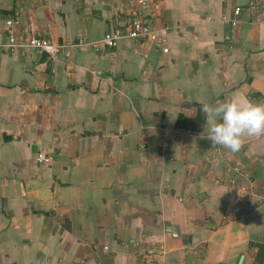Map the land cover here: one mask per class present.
Listing matches in <instances>:
<instances>
[{"label": "crops", "instance_id": "obj_1", "mask_svg": "<svg viewBox=\"0 0 264 264\" xmlns=\"http://www.w3.org/2000/svg\"><path fill=\"white\" fill-rule=\"evenodd\" d=\"M134 15L168 27L166 54L0 51V264H264V136L214 149L200 111L264 104V0H0V41Z\"/></svg>", "mask_w": 264, "mask_h": 264}, {"label": "built area", "instance_id": "obj_2", "mask_svg": "<svg viewBox=\"0 0 264 264\" xmlns=\"http://www.w3.org/2000/svg\"><path fill=\"white\" fill-rule=\"evenodd\" d=\"M239 9V7H235L231 15L222 16L223 21H226L231 27L236 26ZM167 29V26H156L134 15L129 17L124 23L105 31L98 40L89 42L78 39L76 42L69 44L64 42L52 43L37 34H29L25 37L21 31L16 35L10 32L6 34L4 42L0 41V51L13 52L20 47H31L40 53L46 54L49 58H54V56L61 53L62 48L65 46L114 49L118 46L121 39H129L135 43L149 42L154 48H159L161 53L166 54L168 52L165 39ZM224 37L229 38L227 35ZM35 161L37 165L48 166L50 164V156L44 150H37ZM244 179L246 178L244 177Z\"/></svg>", "mask_w": 264, "mask_h": 264}, {"label": "clouds", "instance_id": "obj_3", "mask_svg": "<svg viewBox=\"0 0 264 264\" xmlns=\"http://www.w3.org/2000/svg\"><path fill=\"white\" fill-rule=\"evenodd\" d=\"M209 125L208 134L202 138L211 141L212 148L238 152L245 138L264 136V104L245 101L205 103L201 106ZM219 118V119H218Z\"/></svg>", "mask_w": 264, "mask_h": 264}, {"label": "water", "instance_id": "obj_4", "mask_svg": "<svg viewBox=\"0 0 264 264\" xmlns=\"http://www.w3.org/2000/svg\"><path fill=\"white\" fill-rule=\"evenodd\" d=\"M164 228H165V230L170 231L174 235L177 233V229L174 226H170L167 223L164 224Z\"/></svg>", "mask_w": 264, "mask_h": 264}, {"label": "trees", "instance_id": "obj_5", "mask_svg": "<svg viewBox=\"0 0 264 264\" xmlns=\"http://www.w3.org/2000/svg\"><path fill=\"white\" fill-rule=\"evenodd\" d=\"M176 125L177 126H185L186 125V122L182 121V120H179L176 122Z\"/></svg>", "mask_w": 264, "mask_h": 264}]
</instances>
